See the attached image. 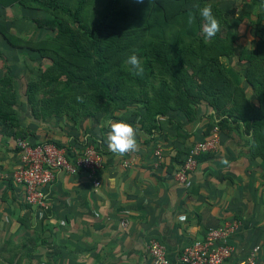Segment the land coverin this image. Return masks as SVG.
I'll use <instances>...</instances> for the list:
<instances>
[{"label": "crops", "instance_id": "0c3cea01", "mask_svg": "<svg viewBox=\"0 0 264 264\" xmlns=\"http://www.w3.org/2000/svg\"><path fill=\"white\" fill-rule=\"evenodd\" d=\"M218 6L229 19L226 29L234 34L233 52L222 58L224 72L245 90L250 87L242 72L251 57L264 73V0H221ZM16 89L17 127L10 129L0 121V242L19 238L25 244L33 237L35 264H152L144 244L154 238L172 264H181L177 253L184 245L201 238L207 228L234 219L238 225L230 237V263L259 244L255 264H264V159L243 148L248 137L220 131L216 149L198 157L185 184L172 178L186 149L207 134L205 106L197 104L188 116L173 111L153 127L129 121L137 129L139 151L121 156L109 151L106 142L108 122L118 120H35L26 111L23 87ZM12 131H25L30 143L94 140L102 166L92 178L84 172H55L43 187L48 206L37 219L10 177L17 164ZM155 146L160 159L152 154ZM221 158L229 163L221 164Z\"/></svg>", "mask_w": 264, "mask_h": 264}, {"label": "trees", "instance_id": "16d2710c", "mask_svg": "<svg viewBox=\"0 0 264 264\" xmlns=\"http://www.w3.org/2000/svg\"><path fill=\"white\" fill-rule=\"evenodd\" d=\"M88 1L75 0V5L71 7L64 0H0L3 7L16 2L26 8L44 11L46 15L32 17L30 21L37 28L52 31L54 37L63 40L79 61L72 62L57 55L44 56V47L32 48L48 61L44 67L46 74H42L38 80L41 86L62 79L65 90L84 86L93 95L99 91L103 98L114 100L120 81L133 79L132 71L124 70L119 65L135 54L141 57L144 69L142 75L134 72L141 83H146L150 76L157 74L160 76L157 93H162L166 86L178 93L175 104H171V101L168 105L163 103L167 111H180L188 116L201 101L222 113L226 102L231 101L234 103L231 106L239 111L236 114L245 116L242 122L245 134L254 129L264 130V73L260 72L255 58H250V65L242 72V78L247 86L262 95L259 106L248 103L243 90L233 84L224 72L222 58L232 54L234 34L226 29L227 17L218 7L221 0H144L138 7H123L120 5L123 0H103V16L91 24L86 23L81 16V10ZM207 4L212 6L213 14L220 24V31L211 40L197 35L204 21L195 5L203 7ZM190 13L195 17V23L191 25L188 24ZM184 17L187 19L183 25L171 23L175 18L182 21ZM122 18L127 23H120L119 19ZM102 33L111 39L104 47ZM14 80L8 66L4 65L0 76V121L10 129L17 127L13 111ZM32 85L33 82H28L26 87L31 88ZM27 92L24 91L25 97ZM142 93L146 94L145 91ZM229 97L233 98L230 100ZM26 99L28 102V96ZM52 99L46 100L45 107L52 106L53 111H56L61 98L55 95ZM80 101L86 103L83 99ZM87 113L85 109L80 111L81 116H88ZM231 121L235 122L234 118ZM223 123L224 117L218 118L219 128H222ZM24 133L18 135L16 131L11 132L13 138L23 137ZM258 142L263 144L264 138ZM259 146L260 152H252L264 157V144Z\"/></svg>", "mask_w": 264, "mask_h": 264}, {"label": "rangeland", "instance_id": "374dc122", "mask_svg": "<svg viewBox=\"0 0 264 264\" xmlns=\"http://www.w3.org/2000/svg\"><path fill=\"white\" fill-rule=\"evenodd\" d=\"M64 1L71 7L75 5V0ZM140 4L131 0L120 2V5L123 7L130 5L138 7ZM104 9L105 4L103 0H89L82 8L81 16L86 23L91 24L94 20L103 16ZM224 14L227 17L226 13ZM43 15H46V13L40 9L26 8L16 2L6 7L0 5V71L3 73V66L7 65L10 74L17 76L18 81L12 82L13 95L16 93V88L20 90L23 87L24 91H28L26 94V97L28 96L29 98L28 102L24 93L23 96L27 104L26 111L33 119L58 120L59 118L61 121L65 119L77 121L81 120V117H88L94 123H103L108 119H124L128 123H130L129 121L134 123L140 122L143 126L149 121V126H155L151 122L166 117L173 112L167 111L165 107L169 104V101H171V104H175L178 93L171 87L166 86L162 89V93L158 92V94L156 91L160 76L153 74L147 79L146 83H141L134 76L136 70L126 63L127 60H123L119 66L124 70L132 71L133 79H123L120 81L118 90L114 95V100L103 98L99 91H96L93 95V92L84 86L78 89L65 90L62 87V79L41 86L38 80L42 74H46L43 65H48L47 58L44 56L57 55L67 58L72 62H79L63 40L55 38L54 33L50 30L35 27L34 23L30 21L32 17ZM185 19L187 17H184L182 21L175 18L171 23L183 25ZM226 20V24H228V17ZM119 22L125 24L127 20L122 18L119 19ZM201 29L202 25L200 30L198 28L197 35L204 37ZM77 35L79 38H82L80 33L77 32ZM101 36L103 37L102 46L104 47L111 39L103 33ZM35 47H44L46 50L43 53L44 56H41L32 49ZM139 59L141 61V57ZM28 82H33L31 88L26 87ZM143 91H145V95L142 93ZM242 92L245 94L247 102L251 105L259 106L261 104L262 95L258 91L247 87ZM55 95L60 96L61 100L60 103L58 102L59 107L56 111H53L54 108L52 106L45 107V102L46 100H53L52 98ZM232 98L229 97L230 100ZM81 99L85 100L86 103L83 104L80 101ZM164 102H166V105L163 104ZM233 104L231 101L226 102L224 112L220 113V110L217 111L210 108L206 103L199 102L200 107L205 106L206 108V113L203 114L207 119L203 127L207 132L205 136H213L219 141L220 131L223 133H228V131L238 133L242 138L244 136L248 137L245 141H242L243 148L249 154L256 155L257 153H253L252 151L260 152L259 145H263L264 143L261 144L258 140L264 138V130L259 131L254 129L245 134L242 127L245 116L241 117L237 115L236 112L239 111L231 106ZM79 105H84V107ZM83 109L89 112L87 113L88 116H81L80 111H83ZM200 112L199 110V117L202 116ZM220 117H224L225 120L222 128H219L217 124V120ZM233 118L235 122L231 121ZM32 238L28 237L25 239V244L19 238L12 242H0V264H35V259L37 260L35 252L36 242Z\"/></svg>", "mask_w": 264, "mask_h": 264}, {"label": "built area", "instance_id": "2783aa9c", "mask_svg": "<svg viewBox=\"0 0 264 264\" xmlns=\"http://www.w3.org/2000/svg\"><path fill=\"white\" fill-rule=\"evenodd\" d=\"M13 140L17 149V164L10 177L22 190V203L37 219L43 217L48 206L43 187L53 180L55 172H84L92 178L102 166V155L94 140L84 138L67 145H57L50 140L30 143L20 136ZM217 144L213 136L193 142L173 170L175 182L185 184L189 173L196 167L198 157L214 151ZM152 154L160 159L159 146L153 148ZM92 184L97 186L99 182L93 179ZM237 225L236 220L230 219L217 227L207 228L201 238L192 240L179 250L177 260L181 264H255L259 244H253L241 259L230 263L234 250L230 237ZM144 248L152 264H172L166 256L165 247L158 240L148 238Z\"/></svg>", "mask_w": 264, "mask_h": 264}, {"label": "clouds", "instance_id": "9594fccd", "mask_svg": "<svg viewBox=\"0 0 264 264\" xmlns=\"http://www.w3.org/2000/svg\"><path fill=\"white\" fill-rule=\"evenodd\" d=\"M136 2L143 3L144 0H136ZM195 7L199 10V15L204 21L201 29L204 38L211 40L220 31V24L213 14L212 6L207 4L203 7L199 5H195ZM193 23H195V17L190 13L188 16V24L191 25ZM126 63L136 70L137 75L143 74L144 69L137 55H130ZM108 127L110 130L107 132L106 142L109 151L121 156L129 152L139 151V145L136 139L137 129L132 124L123 120H110ZM220 163L227 165L229 161L226 158H221Z\"/></svg>", "mask_w": 264, "mask_h": 264}]
</instances>
